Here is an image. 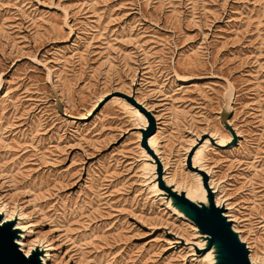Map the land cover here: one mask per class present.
Here are the masks:
<instances>
[{"label":"rangeland","instance_id":"374dc122","mask_svg":"<svg viewBox=\"0 0 264 264\" xmlns=\"http://www.w3.org/2000/svg\"><path fill=\"white\" fill-rule=\"evenodd\" d=\"M47 71L64 113L80 120L58 113ZM229 86L240 136L231 148L218 116ZM117 93L154 115L181 189L195 190L194 137L226 140L198 162L261 260L264 0H0V207L30 226L26 250L50 246L46 264H205L169 244L167 232L195 242V227L155 197L142 117Z\"/></svg>","mask_w":264,"mask_h":264},{"label":"water","instance_id":"95a60500","mask_svg":"<svg viewBox=\"0 0 264 264\" xmlns=\"http://www.w3.org/2000/svg\"><path fill=\"white\" fill-rule=\"evenodd\" d=\"M47 83L52 88L55 97V106L58 113L67 119L80 120L77 117L70 116L64 113L63 106L58 98L56 90L53 85L52 75L50 71H47ZM118 96L124 98L130 105L138 110L145 118L144 126L139 129L141 133L140 145L144 149L147 160L149 162V179L155 184L153 188L155 191V197L161 200L166 208L172 212L173 215L184 221L192 224L195 227L196 236L194 240L199 244L193 242H185L184 239L172 232H167V235L172 238H177L178 243H174V246H184L190 249L188 258H191L195 262H203L205 264H221V257L218 254L217 237L214 231L203 222L200 215H198L194 208L198 209L203 205L205 208H212L219 213L220 219L227 225H230V231L238 238L241 245L240 264H259L252 262L249 256V248L242 240L240 233L235 229L233 222L226 215L225 205L222 203H216L215 190L210 185V175L198 162L194 160L196 151L208 141L210 144L217 145L218 137L210 134L209 132L202 133L199 136L194 137V143L190 146L186 157V167L190 170L195 178L196 191L184 190L176 186L174 183L169 182L166 177V170L164 169L160 160V154H158L157 145L150 144V138L156 132V120L154 115L143 105L136 101L132 96H128L122 93H117ZM109 97H104L88 115V118L95 114L100 107L104 104ZM234 99V89L229 86L228 91L224 95V105L222 110L218 113L220 123L228 131L231 139L226 143L227 148L234 147L238 144L240 136L236 133L233 125L230 123L232 117V104ZM152 184V185H153ZM0 231H2L5 237L10 240L2 254H0V264H23L27 261L28 264H45L49 257L47 256L46 246L43 243L37 242L28 253L23 251L20 241L24 235L28 232V229H22L19 227L21 217L17 212L9 218H6V211H0ZM18 245V249L13 252L12 246Z\"/></svg>","mask_w":264,"mask_h":264},{"label":"snow or ice","instance_id":"6c2138e0","mask_svg":"<svg viewBox=\"0 0 264 264\" xmlns=\"http://www.w3.org/2000/svg\"><path fill=\"white\" fill-rule=\"evenodd\" d=\"M193 211L200 215L203 222L214 231L218 243L217 251L222 258L221 264H240L241 245L238 238L231 233L230 225L225 224L220 219L219 213L212 208H205L201 205L200 208H194ZM0 220H2V217H0ZM8 244H10V240L0 231V254L4 252ZM18 247V245L12 246V251L15 252ZM23 264H28V262L24 261Z\"/></svg>","mask_w":264,"mask_h":264},{"label":"bare ground","instance_id":"6f19581e","mask_svg":"<svg viewBox=\"0 0 264 264\" xmlns=\"http://www.w3.org/2000/svg\"><path fill=\"white\" fill-rule=\"evenodd\" d=\"M140 103H141V102H140ZM136 110H137V109H136ZM137 111H138V110H137ZM138 114L141 115V117H142V118L140 119V118H139V115H138V118H139L140 121H141V124H140V125H143V126H144L145 118H144V116H143L142 114H140L139 112H138ZM143 126L138 127V129H140V128L143 127ZM219 140H220V137H219V139L217 140V144L220 145V146H222V145L225 143V141H226V140H225L222 144H220V143H219ZM156 141H157V139H155V135H153V136L150 138V144H152V145H157V144H156ZM193 143H194V139H193V142L189 145V148H190V146H191ZM209 146H210V143H209L208 141H206L205 144L202 145V146L196 151L195 156H194V160L197 161L199 158H201V156L203 155L205 149L208 148ZM189 148L187 149L186 152L189 151ZM156 150H157L158 154H160L158 147H156ZM146 159H147V157H146ZM160 160H161L162 165H163L164 169L166 170V174H167L168 172H167L166 167H165L164 164H163V161H162L161 155H160ZM203 168H204V167H203ZM166 177L168 178V181H169V182H172V180H171L172 178H171L170 176H168V174H167ZM210 185H211L213 188L215 187L214 182H212V178L210 179ZM154 187H155V184L152 185V188H154ZM194 189H195L194 191H196V186H195ZM220 191H221V190H220ZM220 191H219V189H217V192L220 193ZM220 197H221V196H219V195L216 196V198H215L216 203H222V204H223L224 202H222V201H224V200H220ZM223 205H225V209H226V211L230 209L229 207H226L227 204H223ZM3 210H5V208H3V207L1 208V207H0V211H3ZM5 211H6V218H9V217H11L12 215L15 214V212H12L11 214H9V213H8V210H5ZM225 215H226L228 218L230 217L228 212H225ZM19 216L21 217V218H20L21 221L19 222V227L22 228V229H28L30 226L24 227L23 222H25V221H24V218H23V216H22V213H19ZM229 219H231V217H230ZM193 227H194V226H193ZM234 227H235V229H236V226H235V225H234ZM194 230H195V228H194ZM30 234H32V233H31V230H28V232L24 235L23 239L20 241V244L22 245V248H23V251L25 252V254H27L28 251H29V249H31V248L37 243V241H34V242L31 244V246H30L29 248H27V250H26V245H27L26 242L28 241V238H29ZM171 239H173L174 241H173V242H169V244L178 243V239H177V238H172V237H171ZM184 241L187 242L186 239H184ZM195 243H196V245L199 244L198 241H195ZM28 245H29V244H28ZM45 246H46L47 256L49 257V256H50V251H52V248H51L50 246H47V245H45ZM247 246H248L249 249H250V250H249V251H250L249 256H250L251 261H252V262H257V263H259V264H264V257H262L261 260H259V259H254V258H253V252H252V249L250 248L249 245H247ZM188 251L190 252V249H189V248H188ZM254 254H255V253H254ZM46 263H47V262H46ZM46 263H45V264H46Z\"/></svg>","mask_w":264,"mask_h":264}]
</instances>
